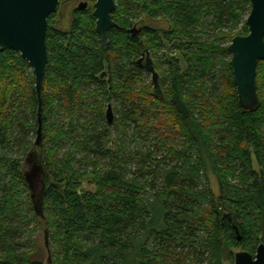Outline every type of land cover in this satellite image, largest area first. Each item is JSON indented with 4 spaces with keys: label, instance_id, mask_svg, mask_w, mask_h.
Returning <instances> with one entry per match:
<instances>
[{
    "label": "trees",
    "instance_id": "16d2710c",
    "mask_svg": "<svg viewBox=\"0 0 264 264\" xmlns=\"http://www.w3.org/2000/svg\"><path fill=\"white\" fill-rule=\"evenodd\" d=\"M114 2L118 28L107 46L94 31L93 6L67 35L56 13L47 19L42 148L59 188L49 186L41 215L25 179V159L38 149L34 78L18 53L0 51V264H43L38 227L51 241L47 264H222L233 262V249L254 255L264 244V62L260 106L244 112L227 51L233 37L248 34L250 1ZM141 15L168 24L164 38L184 62V71L166 63L158 92L136 63L140 39L127 32ZM110 102L112 127L102 112ZM109 129L120 136L113 150ZM130 139L152 150L132 152ZM161 149L166 155L157 159ZM130 160L141 166L128 175Z\"/></svg>",
    "mask_w": 264,
    "mask_h": 264
},
{
    "label": "water",
    "instance_id": "95a60500",
    "mask_svg": "<svg viewBox=\"0 0 264 264\" xmlns=\"http://www.w3.org/2000/svg\"><path fill=\"white\" fill-rule=\"evenodd\" d=\"M95 33L105 46L108 44V32L117 29L112 14L116 9L114 0H92ZM250 12L245 25L248 34L235 36L227 47L230 55V68L235 86L237 103L244 112H254L260 106V96L257 92V66L264 62V0H249ZM59 0H0V51H14L25 60L32 71L34 90L38 102L36 147L25 159L27 172L25 179L28 184L29 196L37 215L42 214V201L50 185L53 184L47 173L42 148V107L41 94L45 81V68L48 64L46 45L47 19L58 10ZM86 8L82 4L80 9ZM135 37L134 28L130 30ZM138 31H136L137 34ZM153 73L154 85L157 75ZM108 127L113 123L112 106L109 104L105 113ZM231 223V219H229ZM232 229L241 240L237 227ZM45 240L48 239L44 232ZM47 247V243H46ZM232 264H264V244L260 243L251 255L246 251L234 253Z\"/></svg>",
    "mask_w": 264,
    "mask_h": 264
},
{
    "label": "rangeland",
    "instance_id": "374dc122",
    "mask_svg": "<svg viewBox=\"0 0 264 264\" xmlns=\"http://www.w3.org/2000/svg\"><path fill=\"white\" fill-rule=\"evenodd\" d=\"M76 2V1H75ZM74 5H67V6H63L62 10H61V13H62V25L60 26V28L62 30H67L69 28V23H70V16H69V11L70 9L73 8ZM89 6H92V2L89 3ZM57 19H59V17L57 16V14H55V17H54V21H56ZM142 19H147L145 18L143 15H141L140 17H138L137 19H133L132 21L135 23L136 21L138 20H142ZM153 24V27L156 26V28L158 29H167L168 27V24L163 22V21H157L155 23H151ZM143 41H146L148 43V50L150 51V57L152 58L153 61H155L157 63V66L158 68L161 70V72H164L167 70V67H166V59H165V55H164V50H163V47H158L157 46V43H161L160 40L157 39L156 40H153L152 38L148 37V36H144L143 37ZM171 55L174 56V58L177 59V61L179 62V65L182 67L183 71L185 69L184 65H183V60L181 58V55L178 51L176 50H173L171 52ZM31 70V69H30ZM160 72V74H161ZM162 75V74H161ZM163 76H161L162 78ZM146 81L148 83H150V77L147 76L145 77ZM113 104V103H112ZM116 107V106H115ZM105 104H104V107H103V114H104V111H105ZM113 108H114V104H113ZM79 110V109H78ZM114 111H115V108H114ZM82 115V114H81ZM114 116H115V119L117 117L116 113H114ZM63 121V120H62ZM64 122V121H63ZM133 127L131 126L128 130H127V134L128 136H131L132 133H133ZM139 130V129H138ZM110 131V139H109V146L111 148V150H113L114 148H117L118 146V141L117 139L120 137L115 131L114 129H109ZM168 140H174V137L171 136V137H167ZM125 146L130 150V151H134V152H143L145 153L147 150H152L151 148H149V145L144 142V140H140L135 146V143L132 142V140H125ZM63 153L60 152L58 154V156H61ZM157 159H161L163 158L165 155H166V151L164 149H161L159 150V154H157ZM76 159H81V156H80V151L76 152ZM103 163V162H102ZM141 166V163L138 164V162L136 160H130V162H128L127 164V169L129 171L128 175L129 174H133L135 169H136V166ZM102 165H100L101 167ZM254 168H256L254 166ZM159 183V181H158ZM210 183H211V186L215 189L214 185L216 184L215 183V180L214 178H210ZM88 190H91V187H87L85 186ZM148 191V190H147ZM152 192L151 191H148V198H152ZM203 207H205L204 205H202ZM34 240H35V246H36V250H35V255L40 259V261L43 263V264H47V260H48V250H47V247H46V243H47V246L50 245L51 241H50V238H48L47 240H45L44 238V230L42 227H38L36 230H35V236H34ZM52 252V250H50ZM241 250H238V249H233L231 252L232 253H236V252H239ZM226 255V254H225ZM226 259V258H225ZM222 264H232L230 262H228L227 260H224V262Z\"/></svg>",
    "mask_w": 264,
    "mask_h": 264
},
{
    "label": "flooded vegetation",
    "instance_id": "af4514ba",
    "mask_svg": "<svg viewBox=\"0 0 264 264\" xmlns=\"http://www.w3.org/2000/svg\"><path fill=\"white\" fill-rule=\"evenodd\" d=\"M90 1H92V0H65L62 3L59 0V6H58V10L56 12V14L59 17V19H57L55 21L56 27L61 32H63L64 34L67 35L70 32V28H71L72 23H74L76 21L77 16H79L80 14H82L89 7ZM69 4L70 5H74V6L69 11V16L71 18L70 23H69V28L64 31V30H62L60 28V26L63 24L62 23L63 21H62V13H61V10L63 9L62 8L63 6H67ZM82 4H86V8L83 9V10L80 9V6ZM93 4H94V2L92 3V6H93ZM92 14H93V12H92ZM157 21H162V20H160V19H148V18L146 20L145 19L138 20V21H136L134 23V25L131 28L127 29L128 34H130L132 36L130 30H132L134 28V31H135L134 35H135V37H132V38L133 39H140L139 42H140V45L143 48H142V50H141V52L139 54V57L136 60V63L139 66V68L141 69V71L143 72L144 76H146V77L149 76L150 77V84L152 85V91H156V92H158L159 87H160L161 76H162L160 74L161 70L158 68L157 63L155 61H153L152 58L150 57V51L147 48H145V46H143L144 45L143 44L144 41H143L142 37L147 36L149 34H151L152 37H153V34L158 35V37H156V39L159 38V40H160V42L162 44L166 62H169L170 63L171 61H177V59L174 58V56L171 55V52L173 50H175L176 44L173 43L172 41H169V40H167V39L164 38L166 29L165 30L162 29V28L161 29H158V28H156V26L153 27V24H151V23H155ZM94 26H95V24H94ZM94 31H95V29H94ZM136 31H138L137 34H136ZM159 45L160 44H157V46H159ZM183 65H184V62H183ZM180 68L182 69L181 66H180ZM152 72H154L157 75V81H156V84L155 85H154L153 79H152V76H153V73ZM105 77H106L105 71H103L102 73L99 74V78L100 79H104ZM109 104L112 106L113 121H114V117H115L114 116L115 111H114L112 102L105 103L106 108H105L104 115H103L104 116L103 119H104V122L105 123H106L105 113H106V110H107V106ZM112 125H113V123H112ZM112 125H111V127H112Z\"/></svg>",
    "mask_w": 264,
    "mask_h": 264
}]
</instances>
